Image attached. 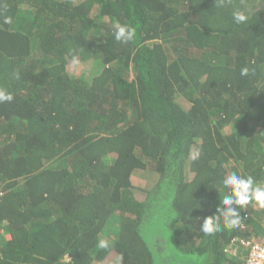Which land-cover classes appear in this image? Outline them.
Returning <instances> with one entry per match:
<instances>
[{"label": "trees", "instance_id": "1", "mask_svg": "<svg viewBox=\"0 0 264 264\" xmlns=\"http://www.w3.org/2000/svg\"><path fill=\"white\" fill-rule=\"evenodd\" d=\"M0 88V264H242L264 233L199 231L225 175L264 181V0H0Z\"/></svg>", "mask_w": 264, "mask_h": 264}, {"label": "clouds", "instance_id": "2", "mask_svg": "<svg viewBox=\"0 0 264 264\" xmlns=\"http://www.w3.org/2000/svg\"><path fill=\"white\" fill-rule=\"evenodd\" d=\"M232 18L234 23H246L248 17L243 12L233 11ZM5 22H9L8 19ZM112 35L115 41L121 44H128L137 35L136 29L119 21L113 25ZM76 58L73 57V60ZM250 69L245 66L240 70L242 77L249 76ZM14 79H19V73H13ZM13 94L4 88H0V103L11 102ZM222 198L219 200V207H216L215 214L203 217L199 231L206 236H212L224 229H235L240 226L243 217L242 210L247 206H255L264 211V181H259L252 175L238 174L236 171L229 172L222 178L220 183ZM100 249H109V240L101 238L97 242ZM242 252V251H241ZM122 259V258H118Z\"/></svg>", "mask_w": 264, "mask_h": 264}, {"label": "built area", "instance_id": "3", "mask_svg": "<svg viewBox=\"0 0 264 264\" xmlns=\"http://www.w3.org/2000/svg\"><path fill=\"white\" fill-rule=\"evenodd\" d=\"M244 219L248 218V214L243 216ZM2 234V238L8 240L9 236L7 234L6 238L4 236V232L0 231ZM239 248L233 250L231 252L232 256L240 257L243 253H246L245 260L242 264H264V233L262 234L259 241H249V240H240L239 241ZM242 251V253H241Z\"/></svg>", "mask_w": 264, "mask_h": 264}, {"label": "rangeland", "instance_id": "4", "mask_svg": "<svg viewBox=\"0 0 264 264\" xmlns=\"http://www.w3.org/2000/svg\"><path fill=\"white\" fill-rule=\"evenodd\" d=\"M75 65L73 68H72V71L73 72H77L79 74H84V73H87L88 71H90L91 69V66H92V69H93V66L94 64L91 63L90 61L88 62L87 60L84 62V64L82 65H79L77 66ZM70 67V66H69ZM75 70V71H74ZM76 73V74H77ZM87 77V76H86ZM154 179L155 177H146V174H143L141 173V175H138V176H135V183L134 185L138 188H142V189H147L153 182H154ZM111 230V229H110ZM108 232V231H107ZM5 238L7 236V234H4ZM9 236V235H8ZM9 240V238H8ZM195 260V259H193ZM190 263H193V264H196L194 261L190 260L189 261ZM93 264H98L97 262H93Z\"/></svg>", "mask_w": 264, "mask_h": 264}]
</instances>
